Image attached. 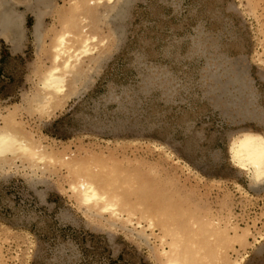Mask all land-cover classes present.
<instances>
[{"label": "rangeland", "instance_id": "obj_1", "mask_svg": "<svg viewBox=\"0 0 264 264\" xmlns=\"http://www.w3.org/2000/svg\"><path fill=\"white\" fill-rule=\"evenodd\" d=\"M69 3L23 0L18 38L0 34V126L11 114L54 160L0 162V264H164L162 226H136L159 207L222 227L214 264H264V179L252 183L227 150L244 131L264 135V0H120L121 15L97 23L105 44L37 114ZM62 158L120 174L132 222L83 205Z\"/></svg>", "mask_w": 264, "mask_h": 264}, {"label": "bare ground", "instance_id": "obj_2", "mask_svg": "<svg viewBox=\"0 0 264 264\" xmlns=\"http://www.w3.org/2000/svg\"><path fill=\"white\" fill-rule=\"evenodd\" d=\"M21 1L23 0H0V34L7 41H12L20 35L18 28L20 16L16 13V6ZM38 1L45 11L50 0ZM119 1L70 0L61 29L53 38L51 64L43 72L39 81V91L32 99L31 109L35 111L34 113L50 111L56 101L55 96L65 93L69 82L79 77L83 64L92 59L99 48L105 44V34L97 31V23L104 20L111 24L110 18L120 14L117 11ZM35 16L39 22L41 13ZM5 117L0 126L1 163L17 157L29 163V167H38L54 161L47 151L33 146L26 136L19 134L11 126L10 123L13 121L11 114ZM227 147L230 162L245 171L252 183L264 179L263 134L244 131L234 137ZM63 160L64 158L60 161L63 162ZM79 161H76L77 164L74 160L63 162L69 167L68 171L74 177V181L70 183V189L79 201L83 205L97 206L101 213H107L114 221L119 220L124 224L132 222L133 217H136L135 210L139 211V208L131 207L127 203L126 190L120 191L119 176L121 175L112 176V172L104 168L84 166V162L81 163L80 159ZM128 181L125 179L123 183L129 186ZM145 210L148 209H142L140 216L136 217V226H140V221L143 219H146L148 227L157 222L164 230L163 236L170 238L169 250L161 254L165 258L164 264H214L225 255L227 239L218 223L215 224L219 229L213 222L204 223L187 220V217L181 218L184 211L177 207L170 211L162 207L150 212Z\"/></svg>", "mask_w": 264, "mask_h": 264}]
</instances>
